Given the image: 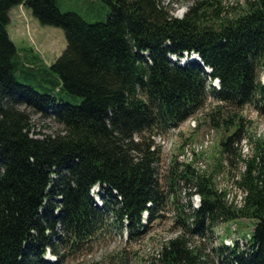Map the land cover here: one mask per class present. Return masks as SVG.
<instances>
[{"label": "trees", "instance_id": "obj_1", "mask_svg": "<svg viewBox=\"0 0 264 264\" xmlns=\"http://www.w3.org/2000/svg\"><path fill=\"white\" fill-rule=\"evenodd\" d=\"M103 1L111 7L109 18L92 24L62 14L58 0H0V264H44L47 252L59 256L54 241L72 248L89 242L110 214L130 240L146 234L167 195L156 167L160 151H152L153 138L144 134L177 129L205 106L208 87L219 105L211 115L214 127H221L216 117L226 106L250 105L264 117V0L230 7L224 0H193L181 19L164 0ZM17 6L64 31L66 49L47 70L55 75V93L40 94L18 81L17 72L29 63L20 61L8 32ZM193 54L199 60L190 61ZM216 78L220 89L210 85ZM68 96L81 102L74 105ZM20 106L54 117L62 130L30 137V118ZM243 132L240 122L222 141L224 153ZM254 143L235 181L246 193L241 207L228 204L226 191L194 165L173 169L170 190L185 180L202 206L184 216L177 207L180 233L163 244L158 264H210V254L190 247L191 238L212 239L221 223L242 219L255 221L247 245H220L215 259L264 264V140Z\"/></svg>", "mask_w": 264, "mask_h": 264}, {"label": "rangeland", "instance_id": "obj_2", "mask_svg": "<svg viewBox=\"0 0 264 264\" xmlns=\"http://www.w3.org/2000/svg\"><path fill=\"white\" fill-rule=\"evenodd\" d=\"M192 1L164 0L165 5L172 8L171 14L178 19L185 16ZM243 1L224 0V4L227 7L237 6ZM58 9L62 14L76 13L92 24L107 22L111 13V7L103 0H58ZM11 12L12 15L18 14L13 16L8 27L10 37L17 46L20 61L24 65L29 63L25 66L26 68L23 66L17 72L18 81L34 88L40 94L55 93V75L47 70L66 49L64 31L53 26L41 25L23 6L14 7ZM34 56H37L40 61L34 60ZM259 77L261 82H264V71H259ZM208 92L205 106L192 117L197 121L195 129H192L188 119L175 132L154 130L150 134H144L146 139L153 138L155 145H158L159 136L166 138L165 144L159 142L164 153L160 155L156 167L158 179L167 195V200L165 208L159 213L160 217L152 224L148 232L138 239L130 240L128 232L124 228L121 229L110 214L104 228L89 242L72 248L70 245L61 247L54 241L59 256L47 252L43 258L44 264H158L156 257L163 244L180 233V229L174 225L177 213L179 210L182 216L188 213L191 197L195 194L185 180L176 182L172 190L167 181L170 180L177 164L181 166V171L184 168L177 159L183 147L188 143H200L206 135L211 136L212 144L206 153L196 157L193 169L212 176L218 189L231 193L236 191L235 181L243 172L244 156H251L256 139L264 140V117L250 105L237 110L226 106L221 109V115L216 117L221 124L220 128H216L212 125L211 115L216 112L219 105L209 89ZM66 99L74 105L81 102V98L78 97L68 96ZM20 109L25 110L30 118V137L39 139L43 135H55L62 130V126L54 117L43 116L25 106H20ZM226 121L230 123H225ZM240 122L244 138L237 145H233L228 153H224L222 141L233 135ZM250 138L253 140L251 141ZM98 190V186H95L92 195L98 206H101L102 201L97 198ZM177 207L181 209L178 210ZM147 215L144 214L143 223L147 222ZM254 227V220L226 221L214 229L212 239L191 238L190 247L197 246L204 249L205 253L211 256L210 264H219L213 249L219 247L220 239L222 241L232 236L249 239Z\"/></svg>", "mask_w": 264, "mask_h": 264}, {"label": "built area", "instance_id": "obj_3", "mask_svg": "<svg viewBox=\"0 0 264 264\" xmlns=\"http://www.w3.org/2000/svg\"><path fill=\"white\" fill-rule=\"evenodd\" d=\"M213 85L216 88H220V84H219V80L216 79L213 82ZM189 124H191L192 129L196 128V124L197 121L195 119H190V121L188 122ZM177 131V129H173L172 132ZM137 140V139H136ZM159 142L162 144L166 143V138L163 136H159ZM153 145L152 146V151H161L160 155H162L164 153L163 148L161 145ZM212 144V139L210 135H206L205 138L200 142H195V143H188L187 145H185L182 149V151L180 152V154L177 156L178 162L181 164H192L195 165V159L197 156H201L202 154H204L206 152V150L211 146ZM237 188V187H236ZM220 191H223V189H219ZM226 191V195H225V200L228 204H234L237 207H241L243 205V201L244 198L246 196V193L243 192L241 189H236V191L234 193L228 192ZM190 208L189 210L191 211H197L201 208L202 206V199L201 196L197 193L193 194L190 200ZM149 207H151V203H149ZM234 238L233 239H227L225 240V245L227 246H233L234 245ZM241 245L243 246L244 243H246L247 241L245 240H241L239 239Z\"/></svg>", "mask_w": 264, "mask_h": 264}, {"label": "crops", "instance_id": "obj_4", "mask_svg": "<svg viewBox=\"0 0 264 264\" xmlns=\"http://www.w3.org/2000/svg\"><path fill=\"white\" fill-rule=\"evenodd\" d=\"M19 7H21V6H19ZM21 9V8H20ZM12 11V10H11ZM10 11V18H11V21L13 20V16H15V15H17L18 13H16V14H13L12 15V12ZM20 13V12H19ZM11 24V23H10ZM9 27H10V25H9ZM8 32H9V29H8ZM9 35H10V33H9Z\"/></svg>", "mask_w": 264, "mask_h": 264}, {"label": "bare ground", "instance_id": "obj_5", "mask_svg": "<svg viewBox=\"0 0 264 264\" xmlns=\"http://www.w3.org/2000/svg\"><path fill=\"white\" fill-rule=\"evenodd\" d=\"M97 198H99V200H101V198L98 196V192H97Z\"/></svg>", "mask_w": 264, "mask_h": 264}]
</instances>
